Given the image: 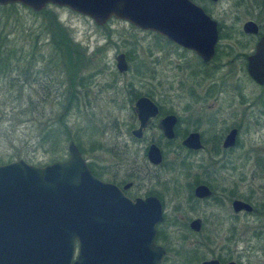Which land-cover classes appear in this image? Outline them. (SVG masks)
<instances>
[{"label":"rangeland","instance_id":"obj_1","mask_svg":"<svg viewBox=\"0 0 264 264\" xmlns=\"http://www.w3.org/2000/svg\"><path fill=\"white\" fill-rule=\"evenodd\" d=\"M192 1L224 29H237L246 20L264 29L261 0H218L215 4ZM15 5L11 9L0 8V33L12 42L7 49L20 51L22 59L10 70L9 79L0 78V165L22 160L42 167L64 161L71 142L88 159L96 176L112 179L109 172L101 170L108 160L104 161L99 145L119 143V130L132 124L130 109L134 100L129 93L143 94L150 89L165 110L180 117L187 116L185 112H206L205 106L212 105V112H247L246 101L239 102L231 89L237 87L243 96H247L246 89L250 95L255 93L245 77L237 75L238 82L230 80L222 93L217 92L216 102L209 100L199 111L185 109L188 103L178 85L176 50L160 37L116 19L98 26L63 7L46 5L34 13ZM50 26L62 29L74 47L50 46L44 33ZM121 52L127 53L129 60L128 71L120 75L114 68V57ZM31 54L33 60L28 61ZM156 59L159 64L152 65ZM150 72L153 86L148 82ZM92 81L100 91L87 96L84 91L92 89ZM66 103L69 104L64 110ZM259 106L264 112V106ZM251 109L249 112H257L254 109L258 106ZM62 112L67 113L60 118ZM250 117H242L247 131L241 135V144L226 155L230 160L226 169L217 170L209 163V148L186 156L190 164L185 166L177 163L176 149L167 147L168 165L155 170L153 177L154 190L162 194L165 202L161 230L171 249L163 264H172L174 254L181 264L192 258L195 262L191 264L214 259L229 235L233 259L241 264H264V126H255ZM136 150L138 164L142 165L143 144H138ZM156 177L165 183L164 189L156 186ZM197 183L208 184L214 194L223 196V201L225 197L246 199L255 212L231 220L226 202L223 208L212 200L189 204V190ZM177 206L179 209H174ZM196 218L200 219L202 230L192 234L183 222ZM214 235L220 241L212 246Z\"/></svg>","mask_w":264,"mask_h":264},{"label":"water","instance_id":"obj_2","mask_svg":"<svg viewBox=\"0 0 264 264\" xmlns=\"http://www.w3.org/2000/svg\"><path fill=\"white\" fill-rule=\"evenodd\" d=\"M215 2L217 0H209ZM20 5L37 13L46 5L63 7L103 25L110 19L165 37L172 43L192 50L204 61L210 59L216 41V23L190 0H0V6ZM242 29L254 35L257 26L246 21ZM116 69L126 70L122 55L116 58ZM247 73L257 84L264 85V35L248 58ZM137 114L139 130L150 117L155 116L156 106L148 99L139 98L132 107ZM175 123L172 116L165 117L160 127L167 138L172 137ZM197 135L192 134L184 145L199 148ZM232 145L230 137L224 147ZM148 159L157 164L160 160L155 147H150ZM197 197L209 195L204 186L195 190ZM123 200L117 188L96 179L73 143L67 146V159L42 167L22 160L0 165V264H70L73 244L78 254L72 264H120L115 257L103 258L100 239L103 230L126 231L128 239L137 245L138 253L145 245L144 257L129 264H159L163 250L155 242V225L161 221V210L155 199H148L149 210L129 205L125 211L103 205L104 198ZM152 204V205H151ZM234 212H251L245 204L234 202ZM121 214V215H120ZM117 222L109 227L103 222ZM124 223V224H123ZM140 223H143V227ZM144 229V241L140 231ZM198 231L197 221L190 224ZM129 233V234H127ZM114 241L112 244L117 245ZM200 264H218L209 260ZM234 264V263H227Z\"/></svg>","mask_w":264,"mask_h":264},{"label":"flooded vegetation","instance_id":"obj_3","mask_svg":"<svg viewBox=\"0 0 264 264\" xmlns=\"http://www.w3.org/2000/svg\"><path fill=\"white\" fill-rule=\"evenodd\" d=\"M190 1L195 4L192 0ZM207 1L213 4L218 2V0L215 2H211L209 0ZM261 1L264 3V0ZM203 12L205 13L204 10ZM205 15L211 19L209 14L205 13ZM213 21L216 23V41L213 47V53L207 61H204L196 52L178 46L163 36L155 33L153 34L160 37V40H162L165 44L170 45L172 49L176 50L175 55L178 58L179 63L176 70H179L180 75V83H178V85L179 89L182 91V95H184L185 101L188 103L184 105L185 109H188L189 107L191 109L198 108L199 111L209 100L216 102L218 98L217 92L222 93V91L226 89V86L231 84L230 80L231 82L233 80V83L234 81L236 83L239 81L240 77L244 76L248 86H250L255 93L250 95L246 89L245 93L247 96H243L241 93L239 94L240 90L237 87H232L231 92H233L237 99H239V102L244 103L246 101L244 109H247V112H212L214 108L212 105L210 107L205 106L206 112H185V115L187 116L180 117L175 112L165 110L163 106L155 100L153 92L150 91V89L143 94L138 92H128V96L131 97V100H134V103L139 98L144 97L156 106L157 112L155 116L149 118L147 125L141 129L139 135L136 136L134 132L139 130V121L137 114L133 112L132 106L130 109L132 124L124 125L123 127H126L124 131L119 130L117 137L120 138V142L118 143L114 141L112 144H107L108 142H106V146L103 144L99 145L103 151L104 161L108 160L107 164H102L103 166L101 170L109 172L113 178L105 179L102 178V176H95L96 174L91 170L88 159L81 156L91 175L101 182L108 183L116 187L118 193H120L123 198V200H118L116 197L104 198L103 205L105 207L107 206L112 208L122 204L123 207L129 208V205H135L133 207H139V209L143 212V210H149L150 206H148V199L157 200L161 210V221L155 225L154 242L163 250V257L159 264H163L169 254V250L171 249L166 246V235L161 230L164 222L163 210L165 208V202L162 198V194L154 190L153 177L155 176V170L164 166L166 168L168 165V162H165L167 147L172 146L176 149L174 156L176 159L178 158L177 163L184 164L185 166L190 164L186 161V156L200 152L204 148H209V163L216 167L217 170L226 169L230 163V160L226 155L241 144V135L247 131L246 123L243 121L242 117L251 116L250 119L252 124L257 127L262 125L264 126V112L261 108L259 110V104L264 106V85L254 82L249 77L246 70L248 58L253 55L257 42L264 35V29L260 28L256 22L246 20L252 21L257 26L256 33L252 35L245 33L242 29V25L246 21H244L237 29H224L215 20ZM120 55H122L123 62L126 66V70L124 72H119L116 69V58ZM128 56L129 55L127 53L121 52L114 57V68L120 75L128 71ZM154 63L159 64L158 59L154 60L152 65ZM151 74L152 72L149 73L148 82L151 83V86H153L152 81L154 80V77H152ZM237 75H240V77ZM224 83L225 87L223 88L222 85H224ZM91 84L93 85L92 89L88 88V91L85 90L84 94L87 96L88 94L98 95L100 89L96 87L93 81ZM127 85L130 86L131 84L128 83ZM103 86L107 88L106 84ZM253 106H258L257 110L254 109L257 112H249V110H252L251 107ZM168 116H172L175 119V123L171 128V138H167L160 127V122ZM180 125H182L183 128H181ZM192 134L197 135L196 137L199 148L196 150L189 149L183 144L189 135ZM229 137L230 140H232V145L224 147L225 141ZM140 143L143 144V151L141 153L142 165H139L137 161L138 157L136 146ZM152 146L157 149L160 157L157 164L152 163L147 156L148 149ZM180 153L184 154V157H177ZM155 181L156 186L160 185V188L162 187V189L166 187L165 183L160 181L157 177L155 178ZM199 186L206 187L209 195L206 197H197L195 195V190ZM189 191L190 196L186 199V202L189 204L194 202L207 203L212 200L215 201V206L223 208L224 202H226V204H228V209L230 210L231 220L236 219L240 215L250 216L255 212L254 206H252L246 199L225 197V200L223 201V196L214 194L212 188L208 184L197 183L193 185ZM221 191L223 192L224 190ZM234 202H239L249 206L251 208V212H246L243 209L234 212ZM174 209L178 210L179 207L177 206V208ZM193 221H197L198 231L194 232L190 229V224ZM183 223L184 228H187V230L192 234H198L202 230V223L200 219H187ZM103 224L108 225L109 227L117 226V222L113 221L103 222ZM140 224L145 227L143 223ZM124 233L126 234V231L121 232L120 235L116 237L117 232L115 230H103L102 237L100 239V250L102 251L101 255L103 258L115 257L120 264H129L132 260H137L138 257L147 256L144 255V250H146L145 245L141 247V251L138 253L137 245L134 246V244H132V239H128L127 236L123 235ZM140 235V239L143 242L145 235L144 229L140 231ZM215 235L211 237L210 244L212 246H215L216 242L220 241L215 240ZM230 236L231 235L224 238L221 249L218 250V253H216V257L209 260L217 261L218 264H241L238 260L233 259L231 256ZM116 240L119 241L117 242V245L112 244V242ZM161 241L163 242V245L160 244ZM77 254L78 245L75 241L73 244V254L70 264H72L76 259ZM174 256L171 263L181 264ZM209 260H203L198 264ZM187 262L188 264H191L192 262H195V259L192 258L191 261L187 259L185 264Z\"/></svg>","mask_w":264,"mask_h":264},{"label":"trees","instance_id":"obj_4","mask_svg":"<svg viewBox=\"0 0 264 264\" xmlns=\"http://www.w3.org/2000/svg\"><path fill=\"white\" fill-rule=\"evenodd\" d=\"M15 6L16 5H9V6L0 7V8H9V9H11V8H13ZM56 27H52L51 28V26H50V29H44V33L47 34V36L49 38V45L50 46H54V47L56 45L57 46H62V47L66 46L67 48L74 47V45L70 42V40L66 38L65 33H63L62 29H60L59 27H57V28ZM11 43H12L11 41H8L6 34L0 33V78L6 79L7 77H9L10 70H13L14 67H17V63L21 59L20 58V51H17V50H14V49H7V47ZM19 49H21V48H19ZM18 53H19V56L16 55ZM33 57L34 56L31 54L29 56L30 59L28 61H32ZM60 60H61V57H60ZM67 60H68V62L70 64L69 59H67ZM15 69H17V68H15ZM7 79H9V78H7ZM68 104L69 103H66V105L64 107V110L67 108ZM65 113H67V112H62L60 114V118H62L65 115Z\"/></svg>","mask_w":264,"mask_h":264},{"label":"bare ground","instance_id":"obj_5","mask_svg":"<svg viewBox=\"0 0 264 264\" xmlns=\"http://www.w3.org/2000/svg\"><path fill=\"white\" fill-rule=\"evenodd\" d=\"M114 208H115V209H118V208H120L122 211H125V212H126V210H127V208L123 207V205H122V204H119L117 207H112L111 211H113V210H114ZM120 215H121V214H120Z\"/></svg>","mask_w":264,"mask_h":264}]
</instances>
